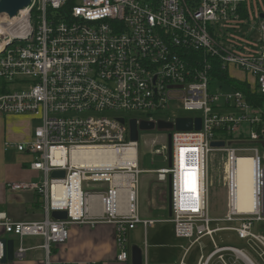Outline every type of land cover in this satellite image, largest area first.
<instances>
[{"label":"built area","instance_id":"built-area-1","mask_svg":"<svg viewBox=\"0 0 264 264\" xmlns=\"http://www.w3.org/2000/svg\"><path fill=\"white\" fill-rule=\"evenodd\" d=\"M253 3L31 0L15 18L7 16L0 23L5 26L0 31V115L28 117L36 126L29 140L7 142L5 148L29 157L30 169L43 176L40 182L9 183L7 189L36 194L44 218L22 223L0 213L4 232L21 240L43 237L45 264H51L52 250L67 242L70 226L107 222L117 229V261L128 262V231L155 224L138 215L144 172L139 142L130 140L131 120L94 115L137 112L146 117L142 121L155 124L201 119L200 131L172 132L173 165L153 171L161 183L168 185L172 178L175 236L190 242L185 258L210 239L213 251L201 254L198 264H255L243 249L219 246L214 239L229 230L264 249V236L253 232L256 223L264 222V12L258 15L263 23L259 41L251 33L236 37L249 28L251 16L257 17ZM232 69L244 78L231 76ZM227 79L245 85L250 97ZM129 150H136V165L119 162ZM216 153L222 155L218 181L230 210L218 219L210 214ZM240 160L253 166L251 209H240ZM56 171L66 177L53 179ZM54 211L67 212V220L53 219ZM25 253L21 248L18 259Z\"/></svg>","mask_w":264,"mask_h":264},{"label":"crops","instance_id":"crops-1","mask_svg":"<svg viewBox=\"0 0 264 264\" xmlns=\"http://www.w3.org/2000/svg\"><path fill=\"white\" fill-rule=\"evenodd\" d=\"M31 121L29 124H31ZM32 135L33 129L29 130L27 135L21 140L15 142L5 141L3 144L4 153L8 151V149L5 148V143H22L29 140ZM1 158L0 149V207L2 206L3 209H6V211L2 210L0 213H6L15 222L28 223L42 221L44 218L43 205L40 203V199L36 194L31 192L27 193L29 197L22 199V201L17 195H13L11 199V197L6 194V191H9L7 189L9 183L40 182L43 179L42 174L30 169V158L26 155H23L22 158L19 159L17 165H15L16 169L10 171L5 168V160ZM23 206L25 208L28 207L27 212L23 211ZM38 210L41 211L42 214H38ZM162 210L163 209H161V211ZM170 218L167 207L165 216L141 218L143 221H154V226L145 228L143 225H137L135 229L128 231L127 239L130 241L132 240L134 246H138L142 249L145 264H153L155 261H162L163 264H180L185 258L186 250L190 244L187 240H179L176 238L175 226L170 221ZM143 234H145V242L142 240ZM146 236H148L147 244ZM4 237L15 240L17 252L21 248L26 250L22 259H16L9 264L46 263L47 255L43 249L45 243L43 237H31L41 239L25 242V238L21 240L14 235L6 234L0 227V239ZM151 239L154 242L153 247H159L158 251H150L149 241L152 242ZM184 242H187L188 245ZM141 243H143L145 247L147 246L148 249H145ZM119 252L117 229L113 224L107 222L95 226L74 224L68 228L67 242L53 248V253L50 255V262L51 264H132L130 252V260L128 262H118L117 256ZM190 253L185 258L186 264H188Z\"/></svg>","mask_w":264,"mask_h":264},{"label":"rangeland","instance_id":"rangeland-1","mask_svg":"<svg viewBox=\"0 0 264 264\" xmlns=\"http://www.w3.org/2000/svg\"><path fill=\"white\" fill-rule=\"evenodd\" d=\"M254 10L255 14L257 15L256 18L250 17V26L248 29L244 31L239 30L237 33V38L244 37L246 33H251L252 38L255 41H259L260 30L262 26V22L258 20V15L260 12H264V0H254L253 5L250 7ZM230 75L236 77L238 79H243L244 74L242 72L236 71L232 69L230 71ZM103 115L104 117L109 118H125L128 121L130 120H145L146 117L141 115L137 112H125V111H114V112H107L103 114H98L94 116ZM185 117H198L200 114H182ZM27 117L23 116H14V115H0V149H1V159L5 160V168L8 171L12 169H16L15 165H17L20 158H22L23 154L16 151L14 148H9L6 153L3 150V144L5 141H18L24 138L29 130L34 129L36 126L35 122L31 121ZM28 122V123H27ZM168 143V134L165 132L159 131H152V132H141L140 133V140H139V164L140 169L143 172L139 176V203H138V215L140 218L148 217V218H157L160 216H165V210L168 207V185L165 183H159L156 174L153 171L165 168L169 169L170 166L168 164V150L165 152L163 151V145ZM168 146V144H167ZM160 151L157 155L155 154L156 151ZM261 154L264 153V149L260 147ZM167 158V159H166ZM221 154H213L212 164H211V173L214 176L213 187L210 189L211 193V203H210V214L212 218H224L227 214L230 213L229 210V203H228V196L225 189L221 188L219 177L222 173L223 165L221 163ZM1 166V165H0ZM11 178V177H9ZM14 193V194H12ZM16 193V194H15ZM6 194L11 197L13 195H17L19 199H25L29 197L25 192H9L6 191ZM10 199V200H11ZM1 203V201H0ZM23 211L27 212V208L24 206L22 207ZM161 209H163L161 211ZM6 211V209L1 206L0 211ZM21 211V212H23ZM39 211V210H38ZM38 214H42L41 211ZM141 214V215H140ZM221 227H235L236 224L231 223H219ZM253 232L258 235L264 236V222L256 223L253 227ZM132 233V232H131ZM130 233V234H131ZM145 234H143L142 240L145 242ZM17 238V237H16ZM41 238H31L25 237V242L30 240H40ZM150 239V238H149ZM214 239L219 246H234L239 249H243L246 254L255 262V264H264V249L259 245L255 244L251 241L240 240L237 235L229 230H223L219 233L214 235ZM152 240V239H151ZM148 241V236H146V244ZM189 242V241H188ZM152 243V244H151ZM188 245L187 242H184ZM128 250L131 255V247L134 246L132 240L130 241L127 239L126 241ZM142 246L143 243H141ZM145 244V245H146ZM153 240L152 242L149 241V248L150 251H158L159 247H153ZM190 244V242H189ZM145 249L148 247L144 246ZM161 249V248H160ZM213 251L212 244L209 238L203 239L199 244L194 246L192 249L189 258L188 264H198V259L201 254L207 256L210 252ZM227 258H231V253H226ZM153 264H163L162 261H155ZM243 264V263H238Z\"/></svg>","mask_w":264,"mask_h":264},{"label":"water","instance_id":"water-1","mask_svg":"<svg viewBox=\"0 0 264 264\" xmlns=\"http://www.w3.org/2000/svg\"><path fill=\"white\" fill-rule=\"evenodd\" d=\"M31 4V0H0V16L6 15L11 19L15 18L17 14L26 9ZM125 123L124 120H121ZM130 126V140L132 142L138 143L140 140L141 132H152L159 131L168 134V164L170 167L173 165V142H172V132H190L194 129L200 131L202 129V120L192 118H179L175 123H169L165 121H159L157 124L153 122L142 121L138 123L137 120H131ZM224 143H212V147L219 148L224 147ZM53 179L65 178L66 173L64 171L53 172ZM168 211L169 216L172 217V178L168 179ZM52 218L55 220H67V212L54 211L52 212ZM0 243L3 246V257L0 264H9L14 262L17 257V247L16 242L13 239L4 237L0 239ZM131 263L132 264H145L144 253L142 249L138 246L132 247L131 251Z\"/></svg>","mask_w":264,"mask_h":264},{"label":"bare ground","instance_id":"bare-ground-1","mask_svg":"<svg viewBox=\"0 0 264 264\" xmlns=\"http://www.w3.org/2000/svg\"><path fill=\"white\" fill-rule=\"evenodd\" d=\"M6 15L0 16V23H5L7 20ZM5 26H0V31ZM136 150H129L127 151L122 157L120 158L119 162H127L130 165H136ZM240 209H251L252 207V199H253V166L251 160H240ZM129 206V205H128Z\"/></svg>","mask_w":264,"mask_h":264},{"label":"trees","instance_id":"trees-1","mask_svg":"<svg viewBox=\"0 0 264 264\" xmlns=\"http://www.w3.org/2000/svg\"><path fill=\"white\" fill-rule=\"evenodd\" d=\"M225 79L226 78H224V80ZM226 83L227 84H230V85L232 83V85H233L234 88H236L239 91H242L244 94H246L247 97H250V92H249L248 88L245 85L237 84V83L232 82V81L230 82V81H228V79L226 80ZM262 103H263L262 100H258L256 104L257 105H262ZM52 253H53V250H52Z\"/></svg>","mask_w":264,"mask_h":264}]
</instances>
